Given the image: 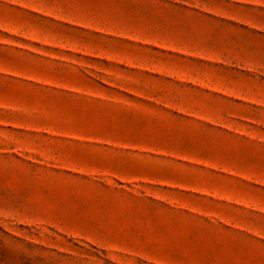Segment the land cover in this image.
<instances>
[{
  "label": "rangeland",
  "instance_id": "rangeland-1",
  "mask_svg": "<svg viewBox=\"0 0 264 264\" xmlns=\"http://www.w3.org/2000/svg\"><path fill=\"white\" fill-rule=\"evenodd\" d=\"M0 264H264V0H0Z\"/></svg>",
  "mask_w": 264,
  "mask_h": 264
}]
</instances>
